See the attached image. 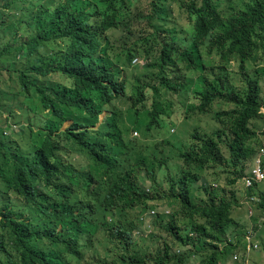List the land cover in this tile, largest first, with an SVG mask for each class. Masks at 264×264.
<instances>
[{"label": "trees", "instance_id": "obj_1", "mask_svg": "<svg viewBox=\"0 0 264 264\" xmlns=\"http://www.w3.org/2000/svg\"><path fill=\"white\" fill-rule=\"evenodd\" d=\"M148 2L0 0L17 81L0 90V264H224L246 234L234 209L264 216V190L236 188L261 143L264 0ZM158 201L166 237L135 236Z\"/></svg>", "mask_w": 264, "mask_h": 264}, {"label": "rangeland", "instance_id": "obj_2", "mask_svg": "<svg viewBox=\"0 0 264 264\" xmlns=\"http://www.w3.org/2000/svg\"><path fill=\"white\" fill-rule=\"evenodd\" d=\"M137 5L140 8H143L144 14L149 15V13L147 12V5H148V0H137ZM177 1L172 3V5L170 6L171 12H172V17L174 19H177V14L179 13V10L177 8ZM181 20H179V22L185 23V14L182 13L181 14ZM141 23L143 24L144 28H145V24L146 21L145 20H140ZM143 28V27H142ZM114 36H116L115 34L111 37L112 39H116ZM131 39L128 41V43H131ZM261 52L258 53V58L259 60L256 61L255 63H253L254 67H257V69H259L262 65H264V61L260 60L262 58L261 56ZM58 80H61L60 78H58ZM17 87V81L15 79V76H12V78H9L8 73L2 71L0 72V90L2 91H13V89ZM261 99H262V103L264 104V77L262 79L261 82ZM13 108H15L14 103H12ZM106 113L100 116V121H102L106 116ZM193 120V119H192ZM192 120L190 122H187V124H184V122L182 120H180L177 125L175 127L172 128L173 130V134H175L177 137H179L180 139H185L188 135V132H191L194 123L192 122ZM255 128L256 131L258 132L259 136L258 139L259 141L264 142V120H257L255 122L252 123ZM69 125V122H65V125L63 126V128L67 127ZM214 125L213 121L210 120V118L208 116H201L200 117V127L202 130H206L208 131L210 127H212ZM249 165L246 166L245 168V172L248 170ZM208 179L213 180L212 178H214L212 175H208L207 176ZM224 181L219 182V184H223ZM236 188L239 191H242L243 188L240 185V182L236 183ZM241 201H243V197H241ZM158 208H159V212L162 211L163 209L165 210H169L172 211V209L169 208L167 202L165 201H158L157 202ZM148 208L151 209L153 207H151V204L148 203ZM255 208V212H254V217L253 218H249L248 213H247V205H242L241 207L235 208L234 211L232 212V216L236 219L237 223L239 224L240 229H238L239 233L247 232L248 230L251 229V227L254 225L255 226V231L257 232V242L259 245V249L258 250H254L252 251L247 257H245V259H243V255H244V250H243V245H240L239 248L236 250L237 255L241 258L240 261L242 262H235L233 263L230 259L231 255L229 256V258H227V260L224 262V264H264V225L260 227H258L257 225V220L261 219V213L258 211L257 207H252ZM139 211L140 209L136 208L133 211V215L137 216V218H139ZM150 221L152 222L153 226V231L155 235L158 236H163L166 237V235L164 233H162L160 231V229L154 224L155 223V219H150ZM138 229L139 231H142L140 229H142V224L139 223L138 224ZM138 229H136V231H138ZM242 231V232H241ZM148 232V229H145V234ZM135 236L136 233H135ZM136 238V237H135ZM196 258H195V263H196ZM192 264H194V261H192ZM223 264V263H222Z\"/></svg>", "mask_w": 264, "mask_h": 264}, {"label": "clouds", "instance_id": "obj_3", "mask_svg": "<svg viewBox=\"0 0 264 264\" xmlns=\"http://www.w3.org/2000/svg\"><path fill=\"white\" fill-rule=\"evenodd\" d=\"M144 64V61L142 60V58H139V57H135V58H133L132 59V61H131V66H142ZM260 85H261V83H260ZM261 97V96H260ZM261 100V99H260ZM261 103H262V100H261ZM262 105H263V103H262ZM260 113H262V114H264V105L261 107V110H260ZM103 114H105V113H103ZM102 114V115H103ZM105 116H107V114L105 115ZM104 120V119H103ZM102 120V121H103ZM99 121H100V117H99ZM101 122V121H100ZM65 125V122L62 124V126H61V130H64V129H66L69 125H70V122H69V125L67 126V127H65V128H63V126ZM12 128H15L14 126H11ZM138 135H137V133L136 132H133L132 133V137L134 138V137H137ZM259 136V135H258ZM261 147H264V142H262L261 141V143L259 144V146H257L256 148H255V155L253 156V158L251 159V161H250V163L248 164L249 166V168H248V170L246 171V173L245 174H243V176H242V178L243 177H245V176H247L248 174H249V172H250V169L253 167V163H254V160H255V158L257 157V154H258V150L261 148ZM261 166H262V170H263V172H264V157H261ZM256 185H254L253 184V188L255 187V186H258V188H260V189H262V190H264V180L262 181V182H260V183H255ZM240 185H241V187L243 188V189H245L243 186H242V179L240 180ZM212 186L213 187H215L214 186V184H212ZM248 189V188H247ZM148 191V190H147ZM251 197H257V196H251ZM250 198V197H249ZM258 198V197H257ZM246 205V204H245ZM151 209H153L154 211H155V214L154 215H150V216H148V217H146V219L145 220H141L140 218H141V216L142 215H144L145 213H147L149 210H151ZM151 209H149L148 207L144 210V211H140L138 214H139V218H138V221H139V223H141L142 224V229H140V230H142V231H135V233H136V235H145V229L147 228L148 229V232L147 233H149V231H151L152 230V222L150 221V219H153L156 215H157V213H160V214H169V210L167 211V210H165V209H163L162 211H160L159 212V208L158 207H154V208H151ZM262 218H264V216H261ZM250 218V217H249ZM261 218V219H262ZM261 219L258 221V227H260L261 228V226L262 225H264V224H262L264 221H261ZM248 232H251L252 234V244H257V249H253V248H251L249 251H247V242H246V239H244L243 240V242L240 244V245H243L242 247H243V250H244V255H243V259H245V257H247L252 251H254V250H258L259 249V245H258V242H257V232L255 231V226L253 225L252 227H251V229L250 230H248L247 232H246V234H245V236L247 235V233ZM146 233V234H147ZM230 241V240H229ZM239 245V246H240ZM239 246L237 247V249L239 248ZM237 249H235L233 252H232V254H231V257H230V259H231V261L233 262V263H235V262H242L243 261V259H242V261H240L241 260V258L237 255V253H236V250ZM233 254H236L237 255V257H238V259L236 260V261H233L232 260V255Z\"/></svg>", "mask_w": 264, "mask_h": 264}, {"label": "built area", "instance_id": "obj_4", "mask_svg": "<svg viewBox=\"0 0 264 264\" xmlns=\"http://www.w3.org/2000/svg\"><path fill=\"white\" fill-rule=\"evenodd\" d=\"M261 157H264V147H261L258 150L257 157L254 160L253 167L250 169V172L247 176L242 178V186L247 189L253 186L255 183H260L264 180V172L262 170L261 166ZM251 203L257 202L258 198L257 197H250L248 198ZM246 204V203H245ZM247 205V204H246ZM247 213L248 216L251 217L253 214V210L249 209L247 206ZM155 211L153 209L149 210L147 213L141 216V220H145L146 217L150 215H154ZM261 221H264V218L261 219ZM252 233L248 232L247 235L245 236L246 242H247V251H249L251 248L257 249V244H252ZM238 259L236 254L232 255V260L236 261Z\"/></svg>", "mask_w": 264, "mask_h": 264}]
</instances>
